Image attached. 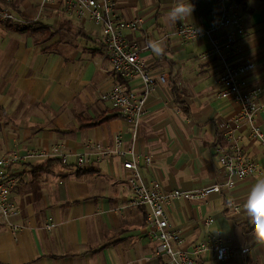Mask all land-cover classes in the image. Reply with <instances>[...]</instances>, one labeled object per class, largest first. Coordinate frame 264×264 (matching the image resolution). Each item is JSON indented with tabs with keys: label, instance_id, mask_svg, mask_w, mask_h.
<instances>
[{
	"label": "crops",
	"instance_id": "obj_1",
	"mask_svg": "<svg viewBox=\"0 0 264 264\" xmlns=\"http://www.w3.org/2000/svg\"><path fill=\"white\" fill-rule=\"evenodd\" d=\"M108 1L120 20H141L138 30H124L122 35L141 49L148 73L175 77L167 84L156 82L146 98V116L133 143L142 182L155 181L165 191L223 185L227 181L219 149L238 137L261 173L231 178L227 190L205 201L173 200L166 215L180 232L184 250L216 236L232 252L225 264H264V245L255 241L243 207L252 184L264 176V150L237 122V105L219 98L222 63L203 58L210 48L208 39L183 41L173 34L178 24L207 27L221 0H190L194 12L175 24L166 16L178 0ZM40 2L0 0V8L30 22L24 29L0 22V158L14 149L56 148L70 157L67 164L50 159L12 167L16 185L11 198L20 210L13 221L27 227L12 235L0 218V264H166V257L155 255L157 243L145 235L146 209L127 206L129 174L122 160L93 163L81 171L74 166L73 155L82 153L88 142L108 146L121 134L124 147L131 144L118 110L100 96L116 83L140 93V80H120L111 72L100 28L87 16L67 17L61 0L45 7L33 22ZM224 2L236 6L244 25L226 62L254 64L247 79L260 87L259 101L264 102V0ZM151 40L163 41V54L148 47ZM256 122L264 130V111ZM230 201L235 210L226 207ZM207 219L212 220L208 226ZM48 224L55 225L50 232L44 230ZM201 264H217L213 253Z\"/></svg>",
	"mask_w": 264,
	"mask_h": 264
},
{
	"label": "built area",
	"instance_id": "obj_2",
	"mask_svg": "<svg viewBox=\"0 0 264 264\" xmlns=\"http://www.w3.org/2000/svg\"><path fill=\"white\" fill-rule=\"evenodd\" d=\"M7 4L24 0H4ZM58 0H41L35 22L41 16V11L54 5ZM63 13L67 17L82 18L87 16L89 22L98 26L101 31V43L104 55L108 61L111 72L120 80L137 78L142 85V91L136 93L127 90L123 83H116L111 89L104 91L100 99L117 109L120 118L125 123L127 132L131 136V144L123 145L121 134L113 137L112 143L103 146L97 142H88L84 151L74 156V166L77 170L90 168L93 163L107 160H122V168L128 172L127 184L130 197L128 208L143 207L145 212V235L157 243L155 255L167 258L166 264H201L203 257L212 252L217 264H225L232 256V252L218 237L212 236L201 242L191 250H184L182 237L168 221L166 208L173 200L205 201L211 194H220L230 186L231 178L243 180L253 178L261 173L262 168L253 160L246 157L238 137L228 140L227 148L219 149V163L226 183L215 184L205 188L191 191H165L157 182L145 185L138 169L139 156L136 154L133 143L136 139L138 127L146 116L145 102L147 96L154 90L156 82L167 84L174 81V74L167 78L164 75L151 76L144 61L140 57L141 49L127 43L122 31L132 32L141 27V20H120L114 10V5L108 0H61ZM0 22H9L19 29H24L30 22L19 20L8 8H0ZM32 22V23H33ZM173 34L183 41H193L207 38L210 48L203 56L204 59L217 58L222 63L219 76L221 91L219 98L232 101L238 107L236 118L243 124L249 138L258 143L264 150V130L256 122V116L264 111V102H260L261 89L248 82V75L254 70V64L230 65L226 62L228 56L233 54L238 37L244 34V25L240 14L233 4L221 0L216 14L207 27L194 28L186 24L175 26ZM70 154L56 148L52 151L28 150L20 152L16 149L0 158V218L12 235H17L26 229L27 225L16 223L13 220L20 216V210L11 198V192L16 185L15 174L12 167L24 165L38 160H59L67 164ZM149 163L150 158H144ZM228 209L235 210L234 204L226 203ZM208 226L212 220H205ZM54 224L44 226L45 231H52ZM247 249L241 250L242 254Z\"/></svg>",
	"mask_w": 264,
	"mask_h": 264
},
{
	"label": "clouds",
	"instance_id": "obj_3",
	"mask_svg": "<svg viewBox=\"0 0 264 264\" xmlns=\"http://www.w3.org/2000/svg\"><path fill=\"white\" fill-rule=\"evenodd\" d=\"M195 6L190 0H178L166 16L167 22L177 23L178 21L191 16ZM150 47L157 55L163 54L164 43L159 40L148 41ZM244 211L253 226V236L255 241L264 245V176L258 177L250 187L244 202Z\"/></svg>",
	"mask_w": 264,
	"mask_h": 264
},
{
	"label": "trees",
	"instance_id": "obj_4",
	"mask_svg": "<svg viewBox=\"0 0 264 264\" xmlns=\"http://www.w3.org/2000/svg\"><path fill=\"white\" fill-rule=\"evenodd\" d=\"M8 23V22H7ZM99 123V122H98ZM101 123V122H100ZM97 124V122L96 123H93V124H90V125H87L88 127H91V126H93V125H96ZM79 171H81V170H79Z\"/></svg>",
	"mask_w": 264,
	"mask_h": 264
},
{
	"label": "rangeland",
	"instance_id": "obj_5",
	"mask_svg": "<svg viewBox=\"0 0 264 264\" xmlns=\"http://www.w3.org/2000/svg\"><path fill=\"white\" fill-rule=\"evenodd\" d=\"M8 119H9V115L5 117L4 121L8 122Z\"/></svg>",
	"mask_w": 264,
	"mask_h": 264
}]
</instances>
